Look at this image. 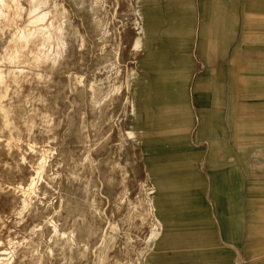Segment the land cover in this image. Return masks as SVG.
<instances>
[{
    "label": "rangeland",
    "instance_id": "obj_1",
    "mask_svg": "<svg viewBox=\"0 0 264 264\" xmlns=\"http://www.w3.org/2000/svg\"><path fill=\"white\" fill-rule=\"evenodd\" d=\"M67 1L76 12V15L72 16L73 24L77 25V30L83 36L85 35L84 46L80 47L76 37L72 36L70 31L67 30L64 58L52 72V77L48 81L49 83L46 84L47 87L32 80L31 83H24L21 90V101L25 104L24 115H26L29 108L42 106V102L38 101V98L46 99L51 114L50 125L47 127L49 131L44 133L40 129L39 120H37L36 136L25 137L23 132V136H20L21 139L14 141L21 144L22 153L26 158L25 162L20 160V150L17 148L8 150L5 146L4 139L8 133L6 131L0 132V239L3 242L0 249L7 247L5 236L9 233L14 239L13 242L19 248L29 247L31 240L39 238L42 234L40 241H34V247L30 248L29 251L49 252L56 237L51 233L48 221L50 219L56 220L55 210H57L60 196L64 197L65 194L64 203L67 202V199L68 202L72 203L73 208L70 209L72 216L82 212L84 215L77 218L81 224L87 226L88 223H91L99 228L92 237L83 226L80 227L79 231L74 229L77 246H87L89 249L86 251L88 252L87 255L81 257L76 254L77 250L74 247L70 251L73 252V264H95V256L91 252L100 246L102 237L106 236L110 230L111 223H115L117 229L111 230L113 237L106 250L108 264H128L131 260L134 261V264L138 262L144 264L143 260L147 257H150V261H152L149 264H176L175 262L180 264L184 260H186L185 264L226 263L222 261L215 262L211 252H214V256H222L230 264H238L239 261L242 264H264V217L261 220L256 219L254 223H250L249 219L246 218L245 224H242V232H240V239L237 243L232 240L233 233L230 240L223 236L218 223L216 224V231L214 228L209 230L208 226V230H205V228H202L203 225L194 224L195 227L189 226L186 228H195V231L198 230L197 232L177 235L182 238L178 239L180 242L177 245L176 252H168L166 248L159 251L158 249L162 248L160 246L154 249L155 239L150 238L152 233L149 232L154 217L150 213L149 215L146 214V199L153 195L149 192L152 186L143 177L140 166L137 165L135 172H132L130 168L132 161L125 160L123 145L119 142L123 129L119 130L120 138H117L119 133L116 131L117 121L122 117L120 112L122 109L120 106L123 105L122 89L128 86L126 81L121 80L122 74L127 72V67L133 65V60L127 53L128 41L133 33L130 30L127 39L123 36L125 33L122 32L121 41L124 48L121 49L118 62L121 68L119 74L111 72V63L114 62V50L119 44L114 30L117 25L116 19L112 20L111 5L113 1L106 0L107 5L103 9L92 5V0ZM71 2L78 3L79 7H73ZM80 2H82L81 6L79 5ZM216 12L220 14L224 11H222V7H218ZM200 16L201 1L197 0L196 36L200 25ZM118 18L121 19L122 17ZM98 21L106 24V33L97 28L99 27L97 25ZM65 28L67 29V27ZM2 43L0 42V45ZM228 52V49L223 50L221 47L216 46L210 51V55L204 58L197 55L194 50L196 70L191 84L196 76L203 75L207 71L210 72L216 68L221 69L223 78L227 80L230 78L229 93H231V96H229V106L233 111L232 119L237 127L242 126L245 128L246 134L233 139L238 151H243L245 154L243 162L248 170L242 195L246 196L251 193L255 197L257 195L256 189H262L263 199L261 202H257L258 205H262L264 211V96L249 95L253 92L262 93L264 81L252 82L250 80L252 65L246 62H250L251 58L240 55L234 57L233 55L231 59ZM204 61H208L210 64L205 65ZM75 75L83 77L86 84L91 81L101 82L99 93L104 95L108 92L106 100L98 107L93 108L86 98L87 91L80 88L77 90L61 88L69 82L70 76ZM52 80L56 84L52 83ZM119 82L124 86L118 92H113L110 87ZM223 90L219 96L221 107L224 106L226 101L225 87ZM82 111L85 112L82 114ZM243 129L238 128L236 131L242 134ZM124 137L133 139V133L125 131L123 140ZM43 144H50L55 149L54 153L48 158L45 168L46 175L55 177L50 185L46 184L44 179H37L34 170L37 162V149ZM196 146L206 151L205 140L197 142ZM68 150L71 153L69 157H66L67 162L61 163L59 161L61 153ZM83 156H86V158L84 159ZM69 158L77 159L80 164L77 170L80 176L76 180H70V178L66 180L64 176V173L70 167L66 166L67 163H71ZM116 161L126 172L127 177L123 176L122 170L113 169L112 163ZM65 168L67 169L64 170ZM202 170L206 175L203 168ZM30 177L34 178L38 190L36 195H30L32 208L25 209L22 214L18 215V208H20L18 186H27L31 180ZM123 178L125 183H121ZM139 183L143 185L146 192H137ZM207 184H210V179H208ZM85 185L88 186L87 193L83 192ZM124 188H127L126 192ZM121 196L124 197H122V201L119 199ZM138 197L143 199L141 205L137 203ZM75 201L79 204L77 210ZM128 201L136 206L134 215L130 217L127 213L130 209L127 208ZM257 202L255 201V205ZM244 205H246L245 202H243V207ZM152 210L154 213V207ZM246 212L248 210L245 209V214ZM62 213H64V209ZM71 222L72 220L69 218L57 223L60 224L61 229L63 228L68 232L72 230ZM33 226V230L30 231ZM8 228L10 232H8ZM168 236H175V234ZM179 250H182V252H177ZM58 252L60 250L54 248L50 257L45 258L44 263L48 264L50 258V261L53 260L52 264H66ZM140 252L143 255L138 257L137 253ZM259 252L260 255L253 256ZM256 256L260 257L255 258ZM198 257H204L209 262H196ZM116 260L118 263L115 262ZM180 260L182 262H179ZM15 262L17 264H28L29 259L26 257L20 262L16 259Z\"/></svg>",
    "mask_w": 264,
    "mask_h": 264
},
{
    "label": "crops",
    "instance_id": "obj_2",
    "mask_svg": "<svg viewBox=\"0 0 264 264\" xmlns=\"http://www.w3.org/2000/svg\"><path fill=\"white\" fill-rule=\"evenodd\" d=\"M116 1L119 55L124 48L122 32L127 39L129 31L133 33L127 49L133 65L122 74L128 88L122 89V117L116 127L117 138L123 129L119 142L125 160L132 161V172L140 166L143 177L154 187L150 199L164 233H194L198 230L186 228L194 224L216 231L218 223L223 236L230 240L233 233L232 240L237 243L246 218L254 223L264 217L257 202L263 199L262 189H256L255 197L242 195L248 170L243 162L245 154L238 151L233 139L246 134L232 119L231 80L223 78L221 69L216 68L196 76L191 84L196 70L194 50L206 58L218 46L228 49L231 59L233 55L249 57L250 80L264 81V0H200L197 36V0ZM218 7L224 12L218 14ZM137 36L140 45L135 49L132 44ZM224 87L226 101L221 107L219 96ZM249 95L264 96V89ZM238 128H244L242 134ZM125 131H131L133 139L123 140ZM202 140L206 141V151L196 146ZM213 253L215 262L230 264ZM200 261L209 262L196 258Z\"/></svg>",
    "mask_w": 264,
    "mask_h": 264
},
{
    "label": "bare ground",
    "instance_id": "obj_3",
    "mask_svg": "<svg viewBox=\"0 0 264 264\" xmlns=\"http://www.w3.org/2000/svg\"><path fill=\"white\" fill-rule=\"evenodd\" d=\"M91 3L92 5L97 6L101 9L105 8V6L107 5L106 0H92ZM80 4H82V2H80L79 5ZM72 5L73 7H79L78 3H72ZM111 6L112 20H117L116 8L118 6V1H113ZM75 15L76 12L74 11V9H72V6L67 0H0V42H3L0 45V132L6 131L8 133L6 138L4 139V144L8 150H11L13 148H17L18 150H20V160L22 162H25L26 158L24 153H22L21 144H18L14 141L21 139L20 136H23V132L25 133V137L36 136L35 128H37V120H39L40 129L44 131V133H47L49 131L47 127L50 125L51 114L49 112V108L47 107L46 99H42V97H40L38 98V101L42 102V106L34 107L32 105L33 107L29 108L26 115H24L23 109L25 108V104L21 101V90L24 86V83H31L32 80L36 81V83H42L45 87H47L46 84L51 79L52 72L64 58V50L66 47L68 35L67 30L70 31L72 36L76 37V39L79 41L80 47L84 46L85 35L83 36V34H81L77 30V25L75 26L72 22V16ZM97 25H99V27L97 28L106 33V24H102L101 21H98ZM65 27H67V29ZM114 30L116 36L118 37L120 30H118L117 25L114 27ZM132 45L135 49L139 48V36H137L134 44ZM119 46L120 45L117 44V47L114 50V62L111 63V72L113 71L116 74H119L120 71V66L118 65ZM67 76L69 77V75ZM68 81L69 82L67 84H64L61 88H70L72 90H77L78 88H80L87 91L86 98L89 100V104L93 108L98 107L106 100L108 92L104 95H101V93H99L101 82L91 81L86 84L83 77L76 75L70 76V79ZM52 83L55 82L52 80ZM122 86L124 85L119 82L118 84H114L110 88L113 92H118L122 88ZM126 87L128 88V86ZM98 95L100 96L98 97ZM83 101L85 104V99ZM84 112L82 111L81 113L83 114ZM54 151L55 149L52 145L43 144L37 149L36 152L37 162L34 166L36 178L44 179L45 183L48 185L53 182V179L55 177L46 175V162L48 161V158L54 153ZM70 153V150L64 153L62 152L59 157V161L61 163L67 162L66 157H69ZM83 158L85 159L86 156H83ZM69 159L71 160V163H67L66 166L70 167L69 169H64H67V173L65 172L64 176L66 180H68L69 178L70 180H76L80 176L77 171L80 164L77 159ZM112 167L113 169H120L123 171V168L119 166L117 161L112 163ZM123 176L127 177V174L124 171ZM121 183H125L124 178L122 179ZM18 187V190L20 191V208H18L19 210L17 214L20 215L22 214L23 210L32 208V199L30 201V195H36L38 187L35 183L34 178H31L27 186L22 187L19 185ZM169 187L172 188L173 186L170 184ZM87 191L88 186L85 185L83 192L87 193ZM124 191L126 192L127 188H124ZM142 191L146 192V190L143 188V185L139 183L137 186V192ZM123 196L119 198L121 199V201ZM64 197L62 195L60 196L57 210H55V214L57 215L56 220L53 221V219H50L48 221L50 231L51 233H53V236L56 237L53 242L52 248L49 249V252L29 251L30 248L34 247V241H40L42 234H40L39 238L31 240L29 247L19 248V246L15 242H13L14 239L9 233L7 234V236H5L7 247L0 249V264H17V262H15L16 259H18V262H20L26 257L27 259H29L28 264H45V258H47L48 256L50 257L54 248H58L60 250L58 254L63 260H65L66 264H73L74 262L73 252H70L74 249V247L77 250V255L81 257H85L87 255L88 252L86 251H88L89 248L87 246H77V242L74 238V229L79 231L80 227L83 226L92 237L97 233L99 228L92 225L91 223H88L87 226L81 224L77 218L78 216H83L84 214L80 212L79 214L72 216V213L70 211V209L73 208L72 203L68 202V199L67 202L64 203L66 199L65 194ZM142 200L143 199L139 198V200H137V203L140 204L141 202H143ZM74 203L75 206H77V210L79 204L77 201H75ZM69 204L71 205L69 206ZM132 205L133 203L129 201L127 202V208H130L127 212L129 214V217L134 215V208H136V206ZM146 205V214L149 215L150 213L154 217V221L153 223H151L149 229V232L153 234H151L150 238L155 239L154 249L160 246L168 249V252L175 251L176 248H178V243L180 242V240L178 239H181L182 237L168 236L169 232L164 233L163 226L159 223L160 221L153 213V202L150 197H147ZM63 209L64 213H62ZM69 218L72 220V230L66 232L65 229H61L59 227L60 224H58L57 222H62ZM33 228L34 226L30 229V231H32ZM109 228L110 230L108 234L102 237L100 246L91 252L95 256V264H108L106 250L108 249V246L110 245L113 237L111 230L117 229L115 227V223H111V226H109ZM8 232H10L9 228ZM2 243L3 242L0 239V245H2ZM137 255L139 257L142 256L143 253L140 252L139 254L137 253ZM150 260V257H147L143 260V263L149 264L152 262ZM52 261H50L49 258L48 264H52ZM115 262L118 263L117 260ZM128 264H134V261L131 260L128 262ZM136 264H139V262Z\"/></svg>",
    "mask_w": 264,
    "mask_h": 264
}]
</instances>
